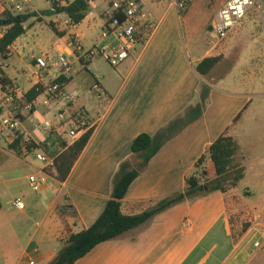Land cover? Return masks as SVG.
<instances>
[{
    "label": "crops",
    "instance_id": "1",
    "mask_svg": "<svg viewBox=\"0 0 264 264\" xmlns=\"http://www.w3.org/2000/svg\"><path fill=\"white\" fill-rule=\"evenodd\" d=\"M52 1L33 0L24 4L22 14L29 17L27 30L10 47L6 57H0L1 76L5 74L11 80L1 81L0 94L5 97L8 89H14L12 83L24 103L27 91L40 84L45 90L34 102V112L24 106L20 110L22 130L41 144L50 141L49 145L57 147V154L60 153L63 149L58 143L73 140L67 125L54 117L60 105L48 99V86L59 76V71L38 72L33 57L66 54L73 66L66 87L80 95L76 102L65 106L70 112L73 109L84 112L87 117L83 121L93 133L66 180L52 174L35 204L24 201L26 208L20 210L24 217L28 216L29 208L34 206L38 210L44 202L55 217L48 221V216H43L34 231L23 234L25 245L15 264H29V255L36 264H50L71 234L91 227L111 199L120 165L128 159L132 167L140 165L141 162L133 164L137 158L131 153L136 137L142 133L156 135L174 120L186 117L201 103L204 88L208 96L202 114L188 122L149 161L122 200L121 211L125 215H137L152 209L162 199L186 191L187 179L194 174L197 162L224 134L232 136L240 146L234 166L244 169L243 178L226 192L217 190L187 199L158 213L142 226L97 245L74 264H264V254L256 246V242H264V90H250L247 78L236 75L245 50L228 70L222 69V59L203 76L196 67L205 58L219 55L213 53L215 45L205 37L202 40L184 33L187 13H180L171 0L169 4L156 0L157 4L150 5L141 0L143 12L153 17L155 27L131 50L119 70L103 75L105 82L101 83L99 74L90 69L94 58L86 52L106 42L101 39V33L108 21L110 0H93L90 13L73 31L81 35L84 53L75 52L71 46L72 31L64 26L63 12L47 14L53 9ZM73 1L60 0V7ZM145 5H149L148 12ZM7 9H11L9 1L0 0V15ZM31 14L34 16L30 17ZM47 28L57 34L55 40L46 36ZM97 33L100 34L94 40ZM245 41L243 34L236 33L226 41L227 50ZM11 70H15L14 77ZM83 70L90 76L85 82L89 91L96 83L103 91L98 101L88 97L81 102L83 86L75 74ZM254 76L250 82L255 83L261 73ZM251 86L256 88L257 84ZM5 103L6 100L1 106L6 107ZM7 109L0 117L7 116ZM45 119L53 122L50 132L40 124ZM0 151L10 155L4 148ZM21 156L33 171L41 167L31 155ZM205 167L207 178L216 179V169L209 156ZM240 184H244L243 194ZM234 214L240 218L235 223ZM246 218L250 225L241 231ZM30 220L31 217L23 219V223ZM43 225L47 228L41 229ZM37 237L46 242L45 251L37 246Z\"/></svg>",
    "mask_w": 264,
    "mask_h": 264
},
{
    "label": "trees",
    "instance_id": "2",
    "mask_svg": "<svg viewBox=\"0 0 264 264\" xmlns=\"http://www.w3.org/2000/svg\"><path fill=\"white\" fill-rule=\"evenodd\" d=\"M90 11L91 6L89 0H75L63 7H57L56 4L53 3V9L48 11L47 14L65 12L75 23L79 24L86 18ZM23 15L27 14H14L9 9L0 15V28L5 29L0 39V55L6 57L14 42L26 33L27 28L25 24L29 17L25 20ZM29 16L32 17L34 15L31 14ZM120 18L124 19L123 15H120ZM54 29L56 28L54 27ZM222 59L223 56L221 55L207 57L197 65L196 69L201 75L206 76ZM3 76L2 80L4 83L11 82L5 74ZM69 81L70 78L66 79L64 76L57 79V82L66 85ZM11 85L15 89L12 83ZM44 90L45 89L39 84L27 91L23 106L26 103L34 104L36 99L44 93ZM207 96L208 90L204 88L201 94V103L191 109L186 117L174 120L156 135L142 133L136 137L131 145V153L142 160L140 165L137 168L132 167L129 159L120 165L114 178L111 199L107 202L102 214L91 227L81 232L71 234L66 239L65 246L60 251L59 256L50 264H74L97 245L113 240L128 231L142 226L158 213L178 203L217 190L226 192L227 187H225L224 183L227 181L231 182V187H235L240 182L244 176V169H235L234 166L235 158L240 153V146L232 136L224 134L208 148L207 155L199 159L194 174L190 175L187 179L188 186L186 191L162 199L152 209L137 215H125L121 211L122 200L126 196L131 184L168 140L185 127L188 122L195 120L202 114ZM33 112L34 108L32 107L31 113ZM17 115L23 119L20 112H18ZM92 133L93 129L90 128L73 142L61 140L58 143V146L63 150L55 154L56 171L53 175L57 176L60 180H66L68 178L74 165L86 148ZM22 140L23 137L11 144V148L15 149L19 154H22L24 144ZM49 142L50 141L42 143L41 147L48 151L52 146V144L49 145ZM208 156L213 161L216 169L217 178L214 180H209L207 178L205 163ZM230 177L231 180H228ZM62 213L64 212L62 211ZM68 213L70 214L71 212Z\"/></svg>",
    "mask_w": 264,
    "mask_h": 264
},
{
    "label": "built area",
    "instance_id": "3",
    "mask_svg": "<svg viewBox=\"0 0 264 264\" xmlns=\"http://www.w3.org/2000/svg\"><path fill=\"white\" fill-rule=\"evenodd\" d=\"M14 14L22 13L24 4L33 0H8ZM257 0H228L218 11L210 23V31L216 35L215 48L222 45L229 36L238 27L241 26L244 18L250 11L251 7ZM57 7H60V0H53ZM93 0H89L90 6L93 5ZM172 5L179 11L183 12L189 8V0H171ZM61 13V12H60ZM64 26L72 31L70 39L71 46L75 52L84 53L85 48L82 43L80 34L73 32L78 23H75L70 16L65 12ZM123 15L124 19L120 18ZM108 21L104 25L101 33V39L106 40L105 43L96 44L86 52L90 58L102 56L113 67L122 64L130 55L131 50L138 44L143 42L151 30L155 27V20L151 15L143 12L141 0H110V8L107 12ZM3 28H0V39L3 36ZM0 57H5L0 55ZM37 71H49L55 69L59 71V76L56 77L48 86V99L53 103L60 105L57 111L56 118L60 123H66L68 132L73 141L78 139L89 128V125L80 120H76L71 115L69 109L65 106L66 103H74L79 98V92L76 90L67 89V85L57 82V79L64 76L66 79L73 75V66L66 54H61L58 57H53L49 54H42L33 57ZM94 90L98 92V96L103 94V91L96 83ZM5 100L13 106L12 110H8L7 116L0 118V135L8 138L12 144L19 138L23 137V151L26 155H31L35 161L41 164V167L29 174L28 183L30 187L41 192L47 185L50 177L56 171V155L50 154L47 150L41 147V142L26 136L22 130V119L17 115L23 108L21 97L18 96L16 89H8L5 93ZM17 102H20L17 104ZM33 103H26L24 108L31 111ZM40 124L49 132L53 130V122L49 119L40 120ZM13 205L19 209L26 208L25 202L21 198L13 201ZM264 238V233H263ZM264 242H256V246L260 247ZM29 264H36L34 259L29 255Z\"/></svg>",
    "mask_w": 264,
    "mask_h": 264
},
{
    "label": "rangeland",
    "instance_id": "4",
    "mask_svg": "<svg viewBox=\"0 0 264 264\" xmlns=\"http://www.w3.org/2000/svg\"><path fill=\"white\" fill-rule=\"evenodd\" d=\"M147 4H157L156 0H145ZM228 0H189V8L186 11H183L185 15V25L184 33L187 36H194L200 39L207 38L208 42L215 45L217 40L216 35L210 31V23L217 15L218 11ZM164 4H169V0H164ZM145 5V12L149 11L148 6ZM182 13V12H180ZM47 37L51 39H56L58 36L52 28L46 29ZM236 33H241L244 35L245 44H238L234 46V49L231 51L228 49V43L226 41ZM100 33H97L94 40ZM207 34V35H206ZM229 38L219 47H214L213 53H218L223 56V70H228L232 67V64L237 60L242 50H245L243 55V61L240 67L237 68L236 75L247 78L246 85L250 86V90L256 89L258 92L264 90V0H257L254 5L251 7L250 11L244 18L240 27H238ZM226 43V44H225ZM93 65L90 66L91 71L97 72L99 74L100 82L104 83L103 75L110 73L112 71H117L121 66L113 67L105 58L102 56L93 57ZM25 66V65H23ZM79 70H81V64L77 65ZM0 70L1 65H0ZM15 70L10 71L12 77L15 76ZM222 71V70H221ZM222 73V72H221ZM261 73V76H257L256 82H250L255 76L254 74ZM90 76L87 74L86 70L81 71L79 74H75V79H78L82 82V97L81 102H84L85 98L92 97L93 101H98V92L94 89L90 92L88 87L85 86L86 79H89ZM3 79L0 73V84ZM256 88L251 85H255ZM5 102L4 95L0 94V115H5V109L12 110L13 106L10 103H5L6 107L1 106ZM20 102H17L19 104ZM57 114V111H54ZM71 115L74 119L83 121L86 119V114L80 110H71ZM4 117V116H3ZM56 118V116H54ZM85 117V118H84ZM1 118V117H0ZM57 119V118H56ZM30 121V120H29ZM27 122L28 123L30 122ZM66 124V123H62ZM68 133V132H67ZM69 135V133H68ZM0 148H4L6 151L10 152L9 156L3 151H0V201L2 203V208L0 209V264H15L18 261L19 251L25 245L24 233L32 232L36 229V226L39 225L42 217L47 215L48 221L54 218V212L48 211L47 203H41L38 206V210L34 206L29 208V214L27 217H24L22 212L18 210L13 204L12 200L21 198L25 202H32L35 204L36 200H39L41 197V192L34 191L27 179L26 176L34 172L31 166L22 161L24 157L21 156L15 149L11 148V143L8 138L4 135H0ZM48 152L55 155L58 152V148L53 145L49 148ZM24 153L22 149V154ZM21 158V159H20ZM137 160L133 161L134 165L139 164L142 160L139 157ZM231 180V177L228 178ZM231 182L227 181L224 183L227 189L232 188ZM239 189L241 193H244V184H240ZM248 199V198H246ZM73 214V213H72ZM29 222L23 223V219H29ZM237 217V218H235ZM238 214L232 215V222H236ZM250 225L249 218H246L242 221L241 231H244L246 227ZM47 227L43 225L41 229H46ZM18 229H22L21 233L18 232ZM26 234V236H27ZM37 246L45 251L47 244L44 239L37 237ZM261 242V241H260ZM58 243V242H56ZM61 244V241H59ZM261 252L264 254V244L258 247ZM27 264V262H26Z\"/></svg>",
    "mask_w": 264,
    "mask_h": 264
},
{
    "label": "water",
    "instance_id": "5",
    "mask_svg": "<svg viewBox=\"0 0 264 264\" xmlns=\"http://www.w3.org/2000/svg\"><path fill=\"white\" fill-rule=\"evenodd\" d=\"M27 17H28V15H23V18L26 20L27 19Z\"/></svg>",
    "mask_w": 264,
    "mask_h": 264
}]
</instances>
